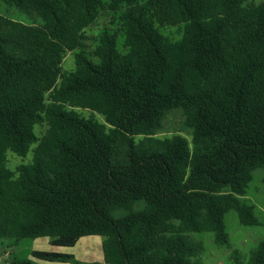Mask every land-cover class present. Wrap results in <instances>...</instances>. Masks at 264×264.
<instances>
[{"label": "trees", "instance_id": "obj_1", "mask_svg": "<svg viewBox=\"0 0 264 264\" xmlns=\"http://www.w3.org/2000/svg\"><path fill=\"white\" fill-rule=\"evenodd\" d=\"M3 5L30 23L0 13V238L72 247L101 235L106 264H198L202 244L189 232L226 245L231 210L260 225L242 197L264 169V0ZM104 12L112 25L90 40ZM165 25H181V37H167ZM69 51L75 68L64 71ZM173 109L191 142L156 136ZM10 151L32 159L14 170ZM250 264H264V243Z\"/></svg>", "mask_w": 264, "mask_h": 264}, {"label": "rangeland", "instance_id": "obj_2", "mask_svg": "<svg viewBox=\"0 0 264 264\" xmlns=\"http://www.w3.org/2000/svg\"><path fill=\"white\" fill-rule=\"evenodd\" d=\"M259 4L263 0H253ZM0 13L17 21L30 23L29 18L15 9H7L0 6ZM110 12H104L88 30L90 40L103 28L111 27ZM110 23V24H109ZM181 25H165L161 27L162 32L170 39L177 40L181 37ZM88 44V41H87ZM88 47H91L88 44ZM75 68L74 52L66 53L62 69L69 71ZM82 115L94 117L99 122L106 123L103 115L88 108L77 107ZM46 130L45 125L37 126L38 134L42 135ZM182 135L190 142L192 134L185 125V115L181 109H173L167 112L162 128L156 136L160 138ZM140 136L136 137L139 140ZM32 159V153L21 157L10 151L7 155V164L10 168L16 167ZM253 180L250 182L246 194L242 197L248 203L255 205V212L260 220V225L246 226L239 222L237 212L231 210L225 216L226 228L229 235L226 245L216 244L213 232H189L191 240L202 244V251L193 258L198 264H250L252 252L260 243H264V169L254 171ZM101 235H90L81 237L76 245L72 247L55 246L50 242V237L23 238L15 242L11 238H0V264H23L22 261H29L31 264H106L103 254V241ZM35 250L52 251L63 254H70L73 259L67 261H46L34 257Z\"/></svg>", "mask_w": 264, "mask_h": 264}]
</instances>
